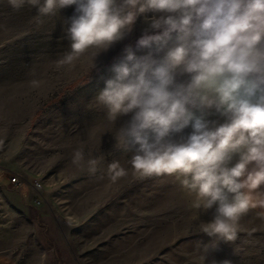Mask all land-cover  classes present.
<instances>
[{
	"label": "rangeland",
	"instance_id": "1",
	"mask_svg": "<svg viewBox=\"0 0 264 264\" xmlns=\"http://www.w3.org/2000/svg\"><path fill=\"white\" fill-rule=\"evenodd\" d=\"M74 10L37 23L35 8L0 0V254L19 264H264V219L250 211L237 240L207 255L202 226L215 207H196L175 176L134 175L132 153L113 149L115 126L93 98L147 25L140 18L98 69L88 54L61 65ZM77 150L83 159L73 163ZM99 157L92 174L88 160ZM114 161L127 173L115 182Z\"/></svg>",
	"mask_w": 264,
	"mask_h": 264
},
{
	"label": "clouds",
	"instance_id": "2",
	"mask_svg": "<svg viewBox=\"0 0 264 264\" xmlns=\"http://www.w3.org/2000/svg\"><path fill=\"white\" fill-rule=\"evenodd\" d=\"M7 2L14 11L35 8L37 23L75 6L58 63L88 54L94 69L143 18L135 48L124 47L93 98L115 126L113 149L132 153L134 175L175 176L196 207H215L202 226L212 239L202 245L207 255L237 240L251 210L264 218V0ZM102 158L88 160L90 173ZM82 159L77 150L72 162ZM108 172L113 182L127 174L115 161Z\"/></svg>",
	"mask_w": 264,
	"mask_h": 264
},
{
	"label": "crops",
	"instance_id": "3",
	"mask_svg": "<svg viewBox=\"0 0 264 264\" xmlns=\"http://www.w3.org/2000/svg\"><path fill=\"white\" fill-rule=\"evenodd\" d=\"M187 131L190 132L191 129H188ZM261 191H264V188H262ZM260 211H261L260 209L251 210V212L256 216H258L257 213ZM258 217H260V216H258ZM260 218H262V217H260ZM262 219H264V218H262ZM0 264H19V262L14 257H12L10 255L0 254Z\"/></svg>",
	"mask_w": 264,
	"mask_h": 264
},
{
	"label": "built area",
	"instance_id": "4",
	"mask_svg": "<svg viewBox=\"0 0 264 264\" xmlns=\"http://www.w3.org/2000/svg\"><path fill=\"white\" fill-rule=\"evenodd\" d=\"M20 176L17 174L12 175L10 182L13 186H20L21 185V180H20Z\"/></svg>",
	"mask_w": 264,
	"mask_h": 264
}]
</instances>
